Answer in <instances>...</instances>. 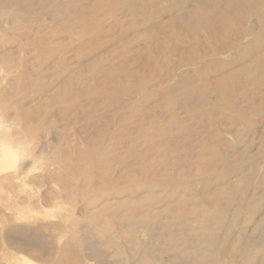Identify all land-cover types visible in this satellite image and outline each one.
Returning <instances> with one entry per match:
<instances>
[{
	"label": "rangeland",
	"instance_id": "374dc122",
	"mask_svg": "<svg viewBox=\"0 0 264 264\" xmlns=\"http://www.w3.org/2000/svg\"><path fill=\"white\" fill-rule=\"evenodd\" d=\"M130 1L144 4V0H19L18 3L10 0L0 8V57H3L0 88L7 91L16 88L13 99L34 117V122L25 123L40 134L38 151L45 159L43 164L30 166L31 162H27L25 170L15 175L0 176V264H99V260L89 257L94 252L85 249L87 243L98 244L99 249L107 252L101 264H117L118 259L126 260V264L185 262L187 254L182 250L188 247L182 232L176 231L180 226L177 218L181 216L175 211L176 207L168 211L171 217L166 218L165 205L164 210L158 211L157 218L152 216L156 220L147 229H130L126 220H120L126 218L125 207H119L112 198L106 204L108 208L101 209L100 222H92L98 208L91 206H96L100 198L112 193L116 186L123 188L136 178L139 167H154L158 174L174 177H171L174 183L168 189L146 194L140 190L139 199L145 198L147 204L135 202L138 208L149 207L151 196L163 197L165 192L176 191L180 170L163 168L161 164L170 161L186 168L198 161L197 156H188V151L197 149L204 141L203 133L211 130L201 124L209 122V113L190 110L184 103H168L178 94H171L167 89L178 85L184 77L190 79L193 71L201 66L181 59V52L174 56L169 51L162 56L159 54L158 42L162 34L171 29L157 25L169 27L168 23L176 15L169 9L175 2L186 0H148L145 10L136 16L128 14L127 7H123ZM117 5L119 9L114 10ZM110 6L113 8L108 9ZM184 7L190 8L187 4ZM118 10L125 12L119 14ZM148 16L155 18L157 25L150 23L143 29L139 24ZM242 20L232 21L230 28L236 35L231 37H246L242 40L246 45L258 26L255 18L248 17L247 23ZM180 33L186 35L183 31ZM199 38L208 37L200 32ZM210 48L212 46L207 45L205 50L210 51ZM235 58L231 52L219 56L218 62H232ZM167 61L183 65L168 67ZM246 96L239 91L236 99L250 104L254 99ZM210 98L215 100L216 96ZM0 110L7 111L3 107ZM229 113L232 111L218 114L216 119L221 120L222 116V122L211 126L221 130L220 145L225 143L224 152L233 161V150L237 146L241 150L251 146V155H256L262 147L264 118L257 119L255 130L249 131L247 125H232ZM236 131L241 135L239 145ZM93 155L99 158L96 168L90 165L89 158ZM179 156L183 158L179 160ZM206 158V155L200 156L202 160ZM261 160L256 175L264 170V157ZM122 161L130 166L122 167ZM193 170L186 169L183 175L191 176L198 169ZM215 173H211L214 178L224 172L218 169ZM101 174H106L110 187L98 180ZM248 175L241 184L235 180V193L228 194L222 192L220 186L215 187L216 195L222 198L229 195L231 200L228 201L233 203L226 216L216 215L211 241L206 237V240L193 242L194 247L199 244V250L192 253L196 258L194 264L263 263L264 250L257 253L250 245L254 242L264 249V220L259 221L247 210L249 201H256L261 194L253 198L260 175L252 179ZM94 183L96 188L92 187ZM195 188L200 190V186ZM242 189L247 191L241 193ZM160 191L163 193L159 194ZM212 193L198 197H211ZM188 197L187 200L195 201ZM261 212L264 214V206ZM110 214L118 217H110ZM127 219L135 222L130 217ZM166 226L168 228L163 229ZM255 229H261L263 234L258 236ZM154 230L155 238L150 234ZM198 233L196 235L201 237ZM34 239L42 242L43 250L29 247L34 246ZM116 246L132 249L131 257L126 252L116 256ZM144 247L152 250L155 258L141 256Z\"/></svg>",
	"mask_w": 264,
	"mask_h": 264
},
{
	"label": "bare ground",
	"instance_id": "6f19581e",
	"mask_svg": "<svg viewBox=\"0 0 264 264\" xmlns=\"http://www.w3.org/2000/svg\"><path fill=\"white\" fill-rule=\"evenodd\" d=\"M9 1L10 0H2L0 3V8H3ZM18 2L19 0H16V3ZM193 2H195L196 5L192 6ZM146 4H149L148 0H144V4L130 1L128 2V4H124L123 7H127L128 14L136 16L137 13L145 10ZM185 4L189 5L190 8L186 9L184 7ZM112 8L113 6H110L108 9ZM115 9H119V6H115L114 10ZM118 11L119 14L121 12H125L124 10ZM169 12H171L172 14H176L173 16L170 23H168V25L170 24L169 27L165 26L164 24L157 25L155 18H153L152 16H148L145 21L139 25L143 29H145L150 23H152L154 25H157L161 29H171L168 32H164L162 34V39L158 42V47H160L161 49L159 54H161V56L168 51L173 56L176 54H180L181 52V59L184 58L188 61L192 60L193 62L191 61V64H201L199 69L193 71L190 79L188 77H184L178 85L167 89V91L171 92V94H178L177 97L173 98L171 102L168 103L172 105H182L184 103L190 108V110L201 109L203 113H209V122L205 121L201 124L202 126L208 125V127L204 128L211 130L209 132L205 131L203 133L205 134L202 135L204 137V141L197 147V149L188 151L187 155H191V157L194 155L197 156V158H199L198 161L193 162L190 165L187 162L189 166L184 162V164L188 166H186V168H184L185 165L183 164L174 165L170 161L161 164L163 168L171 167L170 169L174 171L180 170L179 175L182 174V176L178 175V182L175 183L176 188L173 186L176 191H174L172 194L165 192V196L163 197H161L162 195L157 198H154L155 195L151 196L153 199H151V197L150 199H148L151 200V205L148 204L149 207L146 205H141L142 208H138L137 205L143 204V201L145 200L143 195L142 197L144 198V200L139 199L141 198L140 190L144 193H150V191H155L160 188L168 189L172 187L171 185L174 183V181L171 179L172 176L170 178H167L169 176L167 174L160 175L158 174L157 169H155L154 167H139L136 171L138 174L136 178L126 184L123 188H118L115 185L116 187L112 189V193H106L104 197L100 198L96 206H91L93 207L92 209L98 208L97 213L92 216V222L96 224L100 222L101 219L99 216L102 215L103 212V210L101 209L108 208L106 204H108V202H110L112 198L117 200L119 207H125L126 218H122L120 220H126V226H128L130 229H147L150 223L156 220L153 219L152 216L157 218L159 216L157 215L158 211H162V209L164 210L163 207H165V205L166 208L163 212H165L166 214L163 215H167L166 218L171 217V214L168 213V211H171L176 207L175 211L181 213V216L179 215L180 217L177 218L180 226L176 231L180 233L182 232V235L184 236L183 241L187 243L188 247V249L185 248V250L181 249L182 252H185V254H187L185 262H183V264H194L196 263V258L193 256V254L199 246V244H197L194 247V243H196L197 240H206V237L210 241L211 239H213L212 222L215 220L216 215L226 216V213L231 207V203H233H230L228 201L229 199L231 200L229 195L227 197L225 195L224 198L218 196L219 194L216 195V191H214L215 187L220 186L222 190H224L222 191L220 189L222 192L232 194L236 192V184H234L235 180L236 183L239 182L241 184L246 178L244 176H247V174H249V179H252L253 177H259L260 175V173L256 175L255 172L257 173V166L258 164H260V160L264 157V131L261 135L262 147L259 148L256 155H251V146L246 147L245 150H241V147L237 146L235 150H233L235 159L232 161L229 159L228 153L224 152L225 143H223L222 146L220 145V133H222L221 130L217 129V127L212 128L211 126L212 124H215V122H222L221 120H223V117L221 116V120H219L218 117L216 119V116L218 114H222L223 112H227V110L232 111V113H229L228 115V118L231 121L230 123L232 125H247L250 128L249 131H254L257 121L264 118V0L177 1L169 9ZM248 17L255 18L258 28L254 37L248 40L245 45L244 43H242V40L244 41L246 37H240L239 39L231 37L236 35V31L232 30L230 26L232 24V21L238 22L240 18H243L242 21L244 23H247ZM132 26L136 27V25ZM182 31L186 35H181L180 32ZM200 32H204L208 38L206 40L199 38ZM174 34L177 35V37H175ZM226 37L231 38H229L228 41L223 40V38ZM217 44L221 45L216 46ZM207 45L212 46V49L210 48V51L205 50ZM231 52L236 55L234 61L218 62L220 61L219 56L230 54ZM1 59H3V57H0V60ZM165 65H167L168 67L170 65L177 67L179 65L182 66L183 64L182 62H178L177 64H175L173 62L167 61ZM30 85L33 86L34 83H31ZM15 90V87L10 88V91H7V88H0V107L5 108L7 111L9 109H12L16 113V115L22 117L26 122H34V117L32 116V114L28 113L17 99H13L16 92ZM239 91H242L243 95H247L246 97L251 96V98L254 99L250 103L251 105L247 101L243 103L242 101H238V99H236ZM210 96H216V99L212 100ZM234 113L236 114L233 116ZM219 127L221 128L222 126ZM239 132L240 131L235 132L238 145L241 139V135L239 134ZM210 143H212L214 146L210 147ZM201 155H206L208 156V158L202 160L200 159ZM92 157L93 158H89L90 165L96 168L95 165L99 158L95 155H93ZM181 157L183 158V156ZM181 157L179 156V160L182 159ZM215 160L218 161L215 165H213V162L215 163ZM118 161L119 160H117L116 163ZM129 166V164H126L124 161H122V167ZM194 168H197L198 170L196 173H191L192 175H194L193 177H191L192 175L190 176V174H187L186 172V174L183 175L184 170L188 169L189 172H193ZM218 169L224 173L220 175V177L216 176L214 178V175H212L211 173L216 174L215 172H217ZM210 170H212V172H210ZM246 170H248V172L245 175ZM98 180L101 181L102 184H105V186L109 183L106 174H101ZM263 184L264 170L254 187L255 194L253 198L256 197V195L258 196L260 193L262 195L260 194L259 198L256 201L250 200L247 204V210H249L251 214L258 218L259 221L264 220V214L262 212L260 213L261 208L264 206ZM108 186L110 187V185ZM197 186H200V190L195 188ZM64 187V189H66L68 187V183L65 184ZM92 187L96 188L95 183ZM193 188L197 189V191H195ZM216 190H218V188ZM246 191L247 190L244 191V189H242V191L240 192L245 193ZM161 192L162 191H160L159 194L163 193ZM207 192H213L211 197L206 198L202 196L200 197L201 199L198 197V195L205 193L207 194ZM178 194L181 195L177 198ZM187 196H190L188 198L193 197L195 201L191 199L187 200ZM216 196L219 198H217ZM195 197H197L198 199L196 200ZM135 202L137 203L136 206ZM144 202V204H147L146 201ZM214 203H219V205H214ZM150 206H152V208ZM242 207L241 209H243ZM153 212L157 213L154 214ZM128 213L130 216L128 215ZM109 216L113 218L118 217L114 214H110ZM128 217H130L132 220H135V222H130L127 219ZM224 218L226 220V217ZM167 226L163 227V229H167ZM173 227L174 226H172V228ZM198 231V234H200L201 237H198L196 235ZM153 232H155V230L150 234L153 238H155V235L152 234ZM255 232L257 233V235L259 233L261 235L263 234L261 229H255ZM194 234L196 236H193ZM22 236L24 235L22 234ZM105 242L110 244L112 243L108 240H105ZM42 245V242L34 239V246L29 245V247H36L38 250H43L44 247H42ZM250 247L251 249H255L257 253H260L264 250L262 245L254 244V242L250 245ZM85 249L87 251L94 252L93 256L89 257L99 260V264H101V261H104V259H106L105 257L107 252L99 249L98 244L87 243ZM213 250L215 251V249ZM132 251L133 250L130 248L124 250V248L122 249L120 246H116L114 248V253L116 256L120 254L122 255V252H126L130 256V253ZM141 256L155 258L154 252L147 247L142 248ZM156 261L157 260H154V262ZM141 262L145 263V260L141 259ZM181 262L178 264H181ZM105 263L108 262L105 260ZM117 264H126V260L118 259ZM261 264H264V261Z\"/></svg>",
	"mask_w": 264,
	"mask_h": 264
},
{
	"label": "clouds",
	"instance_id": "9594fccd",
	"mask_svg": "<svg viewBox=\"0 0 264 264\" xmlns=\"http://www.w3.org/2000/svg\"><path fill=\"white\" fill-rule=\"evenodd\" d=\"M40 134L30 129L12 109L0 110V176L25 170L27 162L45 163L39 149Z\"/></svg>",
	"mask_w": 264,
	"mask_h": 264
}]
</instances>
